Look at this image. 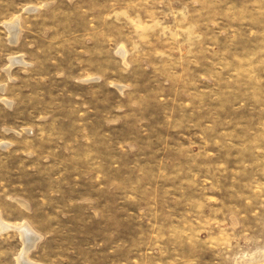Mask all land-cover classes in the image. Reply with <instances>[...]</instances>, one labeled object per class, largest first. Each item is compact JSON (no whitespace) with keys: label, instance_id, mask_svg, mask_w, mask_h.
Listing matches in <instances>:
<instances>
[{"label":"rangeland","instance_id":"obj_1","mask_svg":"<svg viewBox=\"0 0 264 264\" xmlns=\"http://www.w3.org/2000/svg\"><path fill=\"white\" fill-rule=\"evenodd\" d=\"M0 219V264H264V0H0Z\"/></svg>","mask_w":264,"mask_h":264},{"label":"bare ground","instance_id":"obj_2","mask_svg":"<svg viewBox=\"0 0 264 264\" xmlns=\"http://www.w3.org/2000/svg\"><path fill=\"white\" fill-rule=\"evenodd\" d=\"M17 20H18V18H13L10 21L5 23V25L8 27L7 29L9 30V32L11 34V39H13V40L14 39L16 40V37L18 34V32H17L18 31ZM18 60H19V58H14L13 62H17ZM5 226H7V224H5L0 219V227H5ZM13 228H16L21 233V235L24 239V242H25V248H26V252H27V250H29L31 247H33L35 242L37 241V234L31 229V227L27 223H22L21 225H19L17 227H13ZM20 260H21V262L26 261L25 253L21 255Z\"/></svg>","mask_w":264,"mask_h":264}]
</instances>
